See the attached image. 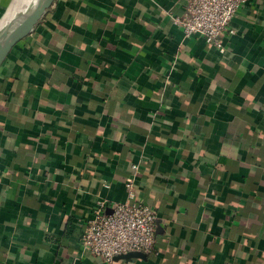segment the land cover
I'll return each mask as SVG.
<instances>
[{
	"label": "crops",
	"instance_id": "0c3cea01",
	"mask_svg": "<svg viewBox=\"0 0 264 264\" xmlns=\"http://www.w3.org/2000/svg\"><path fill=\"white\" fill-rule=\"evenodd\" d=\"M184 5L54 0L11 49L0 264H105L83 224L127 182L157 212L154 249L110 264H264V0L239 8L223 51L184 35Z\"/></svg>",
	"mask_w": 264,
	"mask_h": 264
},
{
	"label": "built area",
	"instance_id": "2783aa9c",
	"mask_svg": "<svg viewBox=\"0 0 264 264\" xmlns=\"http://www.w3.org/2000/svg\"><path fill=\"white\" fill-rule=\"evenodd\" d=\"M249 0H185L183 12L174 17L185 36L198 34L206 42L224 50L221 35L232 34L230 22ZM136 170L137 165L132 164ZM128 200L113 202L92 210L83 224L81 244L91 254L110 264L117 256L130 252L149 254L154 249L158 215L148 204L133 200L132 184L127 182Z\"/></svg>",
	"mask_w": 264,
	"mask_h": 264
},
{
	"label": "water",
	"instance_id": "95a60500",
	"mask_svg": "<svg viewBox=\"0 0 264 264\" xmlns=\"http://www.w3.org/2000/svg\"><path fill=\"white\" fill-rule=\"evenodd\" d=\"M53 2L54 0H37L32 9L29 3L17 18L9 20L7 24L0 28V66L11 49L31 32ZM142 255L141 252H130L120 257L128 258Z\"/></svg>",
	"mask_w": 264,
	"mask_h": 264
},
{
	"label": "bare ground",
	"instance_id": "6f19581e",
	"mask_svg": "<svg viewBox=\"0 0 264 264\" xmlns=\"http://www.w3.org/2000/svg\"><path fill=\"white\" fill-rule=\"evenodd\" d=\"M37 0H13V2L10 4V7L8 9V15H6V19L14 20L19 16V14L22 12V10L29 4L30 8H34L36 5ZM3 21V20H2ZM1 28L3 26H0Z\"/></svg>",
	"mask_w": 264,
	"mask_h": 264
},
{
	"label": "rangeland",
	"instance_id": "374dc122",
	"mask_svg": "<svg viewBox=\"0 0 264 264\" xmlns=\"http://www.w3.org/2000/svg\"><path fill=\"white\" fill-rule=\"evenodd\" d=\"M12 2H13V0H12ZM11 2V3H12ZM9 7H10V5H9ZM9 9V8H8ZM7 12H8V10H7ZM6 15H8V13L6 14ZM8 23V20H5L4 22H3V24H1L2 26H4L5 24H7Z\"/></svg>",
	"mask_w": 264,
	"mask_h": 264
}]
</instances>
